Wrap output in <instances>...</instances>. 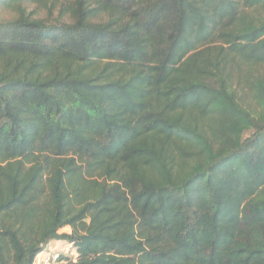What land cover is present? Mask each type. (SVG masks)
<instances>
[{"label":"trees","instance_id":"1","mask_svg":"<svg viewBox=\"0 0 264 264\" xmlns=\"http://www.w3.org/2000/svg\"><path fill=\"white\" fill-rule=\"evenodd\" d=\"M57 240L264 264V0H0V264Z\"/></svg>","mask_w":264,"mask_h":264},{"label":"built area","instance_id":"2","mask_svg":"<svg viewBox=\"0 0 264 264\" xmlns=\"http://www.w3.org/2000/svg\"><path fill=\"white\" fill-rule=\"evenodd\" d=\"M65 244L68 249H66V247H63L53 250L49 249L48 251L46 250L45 247V249L37 255L33 264H61L63 262V260H60L62 256L73 257L74 256V253L72 251L73 243L70 242Z\"/></svg>","mask_w":264,"mask_h":264},{"label":"rangeland","instance_id":"3","mask_svg":"<svg viewBox=\"0 0 264 264\" xmlns=\"http://www.w3.org/2000/svg\"><path fill=\"white\" fill-rule=\"evenodd\" d=\"M60 232H69V228L65 227V228L61 229ZM63 247H66V249H68L67 246H66V244H65L64 242H60V241H51V242L47 245L46 250L49 251V249H50V250H53V249H59V248H63Z\"/></svg>","mask_w":264,"mask_h":264}]
</instances>
